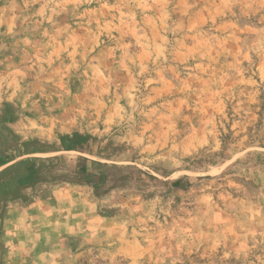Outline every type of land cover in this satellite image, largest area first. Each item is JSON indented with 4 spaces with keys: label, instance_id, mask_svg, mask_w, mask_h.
Segmentation results:
<instances>
[{
    "label": "rangeland",
    "instance_id": "374dc122",
    "mask_svg": "<svg viewBox=\"0 0 264 264\" xmlns=\"http://www.w3.org/2000/svg\"><path fill=\"white\" fill-rule=\"evenodd\" d=\"M0 264H264V0H0Z\"/></svg>",
    "mask_w": 264,
    "mask_h": 264
},
{
    "label": "trees",
    "instance_id": "16d2710c",
    "mask_svg": "<svg viewBox=\"0 0 264 264\" xmlns=\"http://www.w3.org/2000/svg\"><path fill=\"white\" fill-rule=\"evenodd\" d=\"M175 186H179V182H176V183H175Z\"/></svg>",
    "mask_w": 264,
    "mask_h": 264
}]
</instances>
